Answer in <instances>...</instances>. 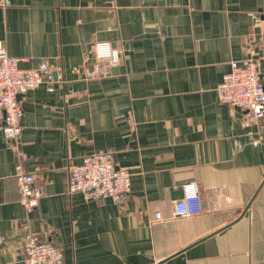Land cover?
Masks as SVG:
<instances>
[{
  "label": "crops",
  "instance_id": "1",
  "mask_svg": "<svg viewBox=\"0 0 264 264\" xmlns=\"http://www.w3.org/2000/svg\"><path fill=\"white\" fill-rule=\"evenodd\" d=\"M100 41L123 62L90 80ZM1 44L58 81L19 97L17 141L0 135V264H24L19 164L44 192L32 229L69 264H264V117L217 96L234 62L264 65V0H0ZM107 151L127 199L68 195L69 165ZM191 182L204 211L176 218Z\"/></svg>",
  "mask_w": 264,
  "mask_h": 264
},
{
  "label": "built area",
  "instance_id": "2",
  "mask_svg": "<svg viewBox=\"0 0 264 264\" xmlns=\"http://www.w3.org/2000/svg\"><path fill=\"white\" fill-rule=\"evenodd\" d=\"M94 64L90 80L112 77L113 68L123 62L124 52L112 43L100 41L94 45ZM22 60L9 55L3 44L0 45V135L17 141L22 134L21 119L23 110L19 97L46 85L54 91L57 74L46 63L35 69H22ZM263 63L260 60L234 62L217 88L218 100L225 105L239 108L249 113L253 119L264 117V82L261 79ZM20 202L27 220L24 230V264H69L65 261L62 249L52 242L41 239L32 229L33 215L44 196L43 188L36 183V176L27 172L19 164L16 167ZM68 195L80 194L86 202L109 200L121 204L127 199L131 187V173L120 169L112 151L96 152L84 158L80 164H70L67 173ZM203 200L195 182L183 186V198L174 204L176 218H188L202 214ZM160 220L161 214L156 213ZM168 264V263H155Z\"/></svg>",
  "mask_w": 264,
  "mask_h": 264
},
{
  "label": "water",
  "instance_id": "3",
  "mask_svg": "<svg viewBox=\"0 0 264 264\" xmlns=\"http://www.w3.org/2000/svg\"><path fill=\"white\" fill-rule=\"evenodd\" d=\"M261 79H262V76H261ZM167 261H162V262H160V263H166Z\"/></svg>",
  "mask_w": 264,
  "mask_h": 264
}]
</instances>
